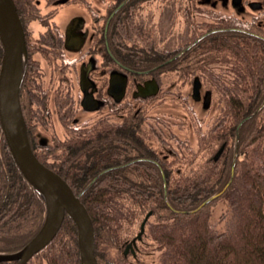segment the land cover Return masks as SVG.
I'll use <instances>...</instances> for the list:
<instances>
[{"label": "trees", "instance_id": "16d2710c", "mask_svg": "<svg viewBox=\"0 0 264 264\" xmlns=\"http://www.w3.org/2000/svg\"><path fill=\"white\" fill-rule=\"evenodd\" d=\"M31 2L14 0L20 19L22 6H33ZM25 12L27 19L32 18ZM211 26L212 32L199 43L201 52L192 46L185 53L190 55L188 63L200 60L207 80L216 85L215 92L224 101L221 120L207 132L223 149L197 174L170 172L160 154L157 158L144 153L149 149L135 131L122 130L123 137L115 138L118 132L114 127L84 130L90 136L72 145L65 140L49 142L50 155L41 156L30 139L32 110L30 103H25L23 77L19 102L31 149L85 205L99 264H128L131 253L116 252L112 258L111 249L120 251L135 238L136 225L149 212L147 222L154 221L148 225L150 239L157 249L165 250L162 264H264V154L248 150L264 134V59L260 58L264 57V45L245 42L243 19L220 16ZM1 57L0 42V61ZM249 85L251 92L247 91ZM181 116L177 115L185 117ZM236 131L238 150L245 148V160L239 159L238 152L230 180ZM180 143L177 145L182 147ZM226 196L236 219L234 231L227 235L209 225L210 207ZM43 218L44 202L16 165L0 127V253L27 244ZM26 264H81L73 219L65 215L53 239Z\"/></svg>", "mask_w": 264, "mask_h": 264}, {"label": "flooded vegetation", "instance_id": "af4514ba", "mask_svg": "<svg viewBox=\"0 0 264 264\" xmlns=\"http://www.w3.org/2000/svg\"><path fill=\"white\" fill-rule=\"evenodd\" d=\"M202 1L35 0L33 6H22L20 21L27 53L25 103L35 107L29 116L32 121L41 124L43 119L50 118L49 129H45L50 131L49 141L40 134L36 139L31 131L35 151L47 156L50 145L56 140L72 145L90 136L84 130L96 126L100 131L114 127L118 132L115 138L123 137L122 130L135 131V136L149 149L144 153L157 158L160 154L168 164L169 155L159 149V140L143 131L156 132L160 137L161 131L164 134L172 126L157 119L154 124L152 118H139V109L160 93L165 97L168 93L183 92L177 88L168 91L169 86H164L163 77L174 74L188 83V113L194 110L193 104L204 112L209 109L216 85L207 80L200 60L188 63L190 55L185 52L192 46L201 52L199 43L212 32L211 24L220 16L233 15H214L203 28L198 20ZM234 2L238 4L240 0ZM65 9L83 10L88 16L84 19L74 15L66 25L58 24L57 14ZM25 10L32 18H26ZM242 19L245 20V42L264 45V0H245V18ZM35 23L40 27L36 33ZM172 41L178 46L170 43ZM106 51L110 56H106ZM137 60L143 64L138 66ZM198 115L194 118L196 131H212L213 125L207 127ZM51 116L55 117L54 122ZM173 120L183 122L185 118ZM111 122L114 124L109 125ZM158 169L163 172V167ZM128 250L132 254L133 250Z\"/></svg>", "mask_w": 264, "mask_h": 264}, {"label": "rangeland", "instance_id": "374dc122", "mask_svg": "<svg viewBox=\"0 0 264 264\" xmlns=\"http://www.w3.org/2000/svg\"><path fill=\"white\" fill-rule=\"evenodd\" d=\"M31 3L34 4L35 0H32ZM200 11L201 12L199 13L198 20L202 22L203 28L205 27L206 23H209L208 21L214 15H233V18L242 20V18H245V0H240L238 4L235 3L234 0H208V1L203 0L201 3ZM74 15L83 17L84 19H86L88 16L87 13L83 10L73 11L70 9H65L57 14L56 17L57 23L59 22L63 25H66L70 21L71 17ZM106 16H109V12L107 13ZM34 29L36 33L38 29H40L39 25L38 24L36 25L35 23ZM233 29L238 30L237 28H233ZM147 31L150 32L151 30L148 29ZM174 42L175 41H172L170 43H172L175 46H178L177 43ZM171 45L169 44V46ZM106 56H110V54H108L107 51H106ZM140 65L141 64H138V66ZM137 69H139V67ZM180 78H181L180 76L174 74L166 78L163 77L162 81L164 86L166 87L169 86L167 87L168 89L166 88L168 91H170V88L174 90L175 88H177L178 90H183V92H180V94H177L175 92L168 93L167 96L165 97H163L164 94L160 93L159 96L157 98H154L152 102H148L146 103L145 106L141 107L139 109L138 115L139 118L140 117L148 118V119L152 118L153 120H155L154 124H157L156 122L157 119L159 122L164 121V123H166L168 126L169 125L172 126L171 128L168 129V131H165L164 134L161 131L162 136L160 135V137L158 136V134H156V132L153 134L145 131L143 132L145 134H150L149 137H153V139L156 138L159 140V144L161 143L159 145L160 146L159 149L160 148L163 149L165 151L164 153L165 154L167 153L169 155L168 156L169 164H167V166L170 168L169 169L170 172L177 173L178 171H181L182 172L181 175L183 176L191 173L197 174L200 170L201 171L205 170L208 167L211 159L213 157L217 158L220 155L223 149V145L220 146V144L215 143V141L209 137L208 135L209 132L198 133L194 125L195 123L194 118L199 114L198 118L201 119V122L203 124L206 123L207 127H209V125L210 126L213 125V127H215L218 124V122L221 120V115L223 113V108H224L223 106L224 101L221 98L222 96L217 95L218 92L213 91L211 95V105L206 112L201 111L199 106L193 104L194 110L190 109V113H188L187 110L182 108H187V104H189L187 102V100H190V98L188 99V97L190 96L188 90L189 86L188 83L186 84V81L180 80ZM251 87L252 86L250 85L247 86V91L251 92L250 91ZM166 89L163 88L164 91ZM200 100H202V98ZM198 104L200 105L201 102ZM29 106H30V110H32L33 112V110L35 109L34 105L28 104V108ZM178 114L185 116L183 117L185 118L183 122L181 121L176 122L173 120L178 118L177 117ZM46 118L48 119H43L41 121V124L34 122V120L32 121L31 131L35 135L36 139L40 134V137L46 136L48 138V141L50 140V136H51L50 131L45 130L47 128L49 129V125L47 124V122L49 123L50 118L49 117ZM54 118H55L54 116H51V120L53 122H54ZM113 124L114 123L111 122V124L109 125H113ZM43 129L44 131L40 133V130ZM61 130H60V134H63ZM179 141H181L180 144L182 145V147H179L177 145ZM233 144H234L232 147L233 156L236 146V152L241 153L239 155V159L245 160V148L243 149L241 148L240 150H238L239 137H235ZM248 150L256 154L257 153L264 154V134L261 136V138L256 139L250 146H248ZM179 153L181 154V156H179ZM175 154L177 155V157H175ZM171 176H174V174H172ZM44 214H45V208H44ZM144 219L145 218H143V220H141L136 225V230L134 233V235H136L135 238L134 237H133L134 239L130 238L128 243L125 245L126 252L123 253L124 247L121 248L120 251L119 250L116 251L113 248L111 249V253H110L112 258H114L117 255L116 252L123 253L124 255L126 254L128 255L131 252H129V250L127 251V248H131L133 250L136 247L133 250V258L132 257L128 258V264H162V259L164 258L165 250L157 249L158 248L157 245L153 244V242L150 239V232L148 225H150V223L154 221L151 219V221L147 222L148 219L147 218L143 226V231L142 233H140L141 223L144 221ZM235 223H236V219L229 206L228 196H226V198L219 199L210 207L209 225L212 227L214 231L218 233H224L226 235L230 234L234 231ZM139 233H140V237H138ZM118 258L119 256L116 257V259Z\"/></svg>", "mask_w": 264, "mask_h": 264}, {"label": "water", "instance_id": "95a60500", "mask_svg": "<svg viewBox=\"0 0 264 264\" xmlns=\"http://www.w3.org/2000/svg\"><path fill=\"white\" fill-rule=\"evenodd\" d=\"M0 42L3 50L0 63L1 131L16 165L40 195L45 208L43 223L38 233L21 249L11 253H0V262L14 261V264H25L52 240L67 215L73 219L77 227L81 264H98L94 256L93 226L86 207L73 193L69 184L58 173L41 163L30 147L27 127L19 102L27 53L23 27L13 0H0ZM236 137H238V132ZM236 153L235 146L230 180ZM215 197L216 195L208 201ZM148 215L150 212L141 223L140 233L143 231Z\"/></svg>", "mask_w": 264, "mask_h": 264}, {"label": "bare ground", "instance_id": "6f19581e", "mask_svg": "<svg viewBox=\"0 0 264 264\" xmlns=\"http://www.w3.org/2000/svg\"><path fill=\"white\" fill-rule=\"evenodd\" d=\"M232 177H233V174H232ZM147 214H148V213H147ZM147 214H146V215H147ZM146 215L144 216V218L146 217ZM149 216H150V215H148L147 218H149ZM42 223H43V222H42ZM92 226H93V225H92ZM60 227H61V226H60ZM39 229H40V228H39ZM39 229L37 230L36 234L38 233ZM97 262H98V261H97ZM14 263H15V262H14ZM26 263H27V262H26ZM26 263H25V264H26ZM98 264H99V263H98Z\"/></svg>", "mask_w": 264, "mask_h": 264}]
</instances>
